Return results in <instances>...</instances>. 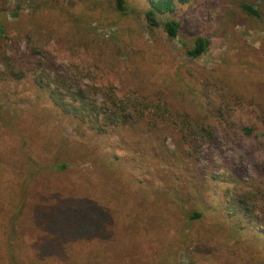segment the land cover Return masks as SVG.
Here are the masks:
<instances>
[{
    "label": "rangeland",
    "instance_id": "374dc122",
    "mask_svg": "<svg viewBox=\"0 0 264 264\" xmlns=\"http://www.w3.org/2000/svg\"><path fill=\"white\" fill-rule=\"evenodd\" d=\"M241 1L155 31L147 0H0V264H264V30ZM62 87L162 112L90 130Z\"/></svg>",
    "mask_w": 264,
    "mask_h": 264
},
{
    "label": "trees",
    "instance_id": "16d2710c",
    "mask_svg": "<svg viewBox=\"0 0 264 264\" xmlns=\"http://www.w3.org/2000/svg\"><path fill=\"white\" fill-rule=\"evenodd\" d=\"M116 6L121 14L125 11V0H115ZM187 0H147L148 8L144 12L146 23L151 30L159 29L161 26V17L169 15L174 12L177 4H185ZM236 6V5H235ZM231 9H238V11L255 22L262 30H264V19L260 8L247 0H242L237 7ZM163 29L170 40H179L181 38L182 22L172 18H167L163 22ZM209 40L206 37L198 36L193 41L191 48L187 49L186 53L192 59H199L207 52ZM38 64H42L43 59H36ZM55 83V82H53ZM64 90V93H62ZM50 100L54 107L59 109L64 114H70L75 125L88 126L89 129H95L99 132L105 130L109 126H127L136 125L141 119L147 115H153V122H156L158 113L162 112L156 105L145 103L142 100L136 99L134 103L117 102L115 99H107L105 103L96 105L91 101L83 90H72L69 87H62V89L55 88L50 91ZM67 96L69 101H65ZM204 129V127H201ZM58 170L65 168V165H59ZM239 204L245 207V201L238 199ZM201 212L192 213L189 218L191 220L202 218ZM257 240L264 239V237L256 236Z\"/></svg>",
    "mask_w": 264,
    "mask_h": 264
}]
</instances>
